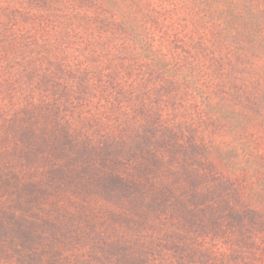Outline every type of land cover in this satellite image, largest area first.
Returning a JSON list of instances; mask_svg holds the SVG:
<instances>
[{
  "label": "trees",
  "instance_id": "trees-1",
  "mask_svg": "<svg viewBox=\"0 0 264 264\" xmlns=\"http://www.w3.org/2000/svg\"><path fill=\"white\" fill-rule=\"evenodd\" d=\"M31 1L0 0V69L12 53H30L28 66L32 53L52 55V66L54 53L101 58L138 98L149 86L155 103L201 97L215 127L232 134V162L196 157L170 173L167 212L177 222L157 252L139 239L115 250L101 241L81 254L83 264H264V156L258 168L243 164L247 143L264 145V0Z\"/></svg>",
  "mask_w": 264,
  "mask_h": 264
},
{
  "label": "rangeland",
  "instance_id": "rangeland-1",
  "mask_svg": "<svg viewBox=\"0 0 264 264\" xmlns=\"http://www.w3.org/2000/svg\"><path fill=\"white\" fill-rule=\"evenodd\" d=\"M54 54L56 66L46 53L28 66L30 53H12L0 69V264H83L101 241L115 250L139 239L157 252L177 222L170 173L196 157L232 162V134L215 127L201 97L155 103L152 86L138 98L101 58ZM254 140L243 164L258 168L264 145ZM154 192L164 199L156 205Z\"/></svg>",
  "mask_w": 264,
  "mask_h": 264
}]
</instances>
